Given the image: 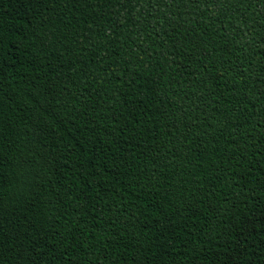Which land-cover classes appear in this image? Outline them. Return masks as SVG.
I'll list each match as a JSON object with an SVG mask.
<instances>
[{
    "label": "trees",
    "instance_id": "obj_1",
    "mask_svg": "<svg viewBox=\"0 0 264 264\" xmlns=\"http://www.w3.org/2000/svg\"><path fill=\"white\" fill-rule=\"evenodd\" d=\"M0 264H264V0H0Z\"/></svg>",
    "mask_w": 264,
    "mask_h": 264
}]
</instances>
